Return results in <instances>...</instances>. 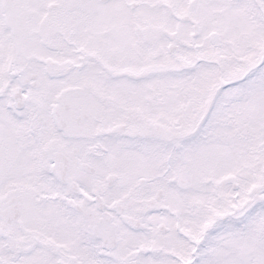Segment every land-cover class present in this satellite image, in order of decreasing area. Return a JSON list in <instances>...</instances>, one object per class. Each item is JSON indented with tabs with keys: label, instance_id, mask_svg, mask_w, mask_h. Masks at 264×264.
<instances>
[{
	"label": "snow or ice",
	"instance_id": "obj_1",
	"mask_svg": "<svg viewBox=\"0 0 264 264\" xmlns=\"http://www.w3.org/2000/svg\"><path fill=\"white\" fill-rule=\"evenodd\" d=\"M0 264H264V0H0Z\"/></svg>",
	"mask_w": 264,
	"mask_h": 264
}]
</instances>
